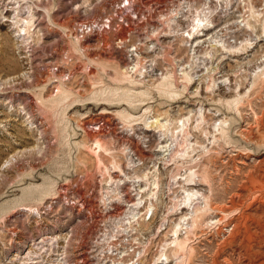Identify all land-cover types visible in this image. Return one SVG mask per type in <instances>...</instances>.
<instances>
[{
	"label": "rangeland",
	"instance_id": "1",
	"mask_svg": "<svg viewBox=\"0 0 264 264\" xmlns=\"http://www.w3.org/2000/svg\"><path fill=\"white\" fill-rule=\"evenodd\" d=\"M0 264H264V0H0Z\"/></svg>",
	"mask_w": 264,
	"mask_h": 264
},
{
	"label": "bare ground",
	"instance_id": "2",
	"mask_svg": "<svg viewBox=\"0 0 264 264\" xmlns=\"http://www.w3.org/2000/svg\"><path fill=\"white\" fill-rule=\"evenodd\" d=\"M206 29L208 30L209 28H206ZM198 30H199V28H198ZM198 30H197V34H196L197 37H198V35L201 36V34H202L201 32H205V28H202L201 30H199L200 32H198ZM207 30H206V31H207ZM200 33H201V34H200ZM193 37H194V36H193ZM181 208H182V207H181ZM185 208H187V207H185ZM185 208H184V209H185ZM236 225H237V224H236ZM194 226H197V224L195 223ZM235 230H236V229H235ZM177 246H178V248L181 247L180 249H182V247H183V242L180 241V237H178V239H177Z\"/></svg>",
	"mask_w": 264,
	"mask_h": 264
},
{
	"label": "built area",
	"instance_id": "3",
	"mask_svg": "<svg viewBox=\"0 0 264 264\" xmlns=\"http://www.w3.org/2000/svg\"><path fill=\"white\" fill-rule=\"evenodd\" d=\"M105 21H103V22H101L100 24H99V28H100V30L99 31H101V27L104 25L103 23H104ZM86 29V28H85Z\"/></svg>",
	"mask_w": 264,
	"mask_h": 264
}]
</instances>
